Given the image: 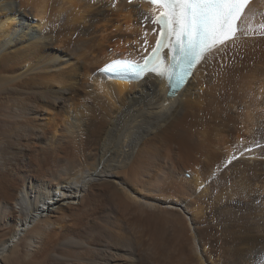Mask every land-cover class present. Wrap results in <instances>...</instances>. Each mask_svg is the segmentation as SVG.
Segmentation results:
<instances>
[{
	"label": "bare ground",
	"instance_id": "obj_1",
	"mask_svg": "<svg viewBox=\"0 0 264 264\" xmlns=\"http://www.w3.org/2000/svg\"><path fill=\"white\" fill-rule=\"evenodd\" d=\"M152 8L0 0V264H264V35L171 96L99 73L149 53Z\"/></svg>",
	"mask_w": 264,
	"mask_h": 264
},
{
	"label": "snow or ice",
	"instance_id": "obj_2",
	"mask_svg": "<svg viewBox=\"0 0 264 264\" xmlns=\"http://www.w3.org/2000/svg\"><path fill=\"white\" fill-rule=\"evenodd\" d=\"M131 2V0H129ZM153 8L151 23L157 25L159 36L144 63L114 60L100 71L125 75L134 73L141 76L145 71L160 76L168 75L171 80L173 70L179 71L178 79L203 57L238 34L264 35V24L253 29L245 23L251 19V0H147ZM147 19V18H146ZM156 29H153L155 32ZM147 31L145 36H147ZM147 44V40H145ZM171 54L167 65L161 57L163 49ZM147 50V49H145Z\"/></svg>",
	"mask_w": 264,
	"mask_h": 264
},
{
	"label": "rangeland",
	"instance_id": "obj_3",
	"mask_svg": "<svg viewBox=\"0 0 264 264\" xmlns=\"http://www.w3.org/2000/svg\"><path fill=\"white\" fill-rule=\"evenodd\" d=\"M31 23H33V22H31Z\"/></svg>",
	"mask_w": 264,
	"mask_h": 264
}]
</instances>
